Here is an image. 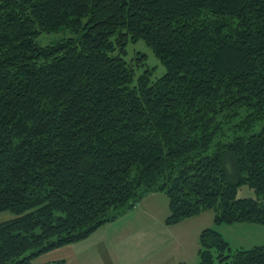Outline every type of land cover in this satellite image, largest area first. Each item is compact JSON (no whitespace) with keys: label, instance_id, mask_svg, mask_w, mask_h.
<instances>
[{"label":"trees","instance_id":"1","mask_svg":"<svg viewBox=\"0 0 264 264\" xmlns=\"http://www.w3.org/2000/svg\"><path fill=\"white\" fill-rule=\"evenodd\" d=\"M138 41L161 76L128 58ZM150 194L167 226H264V0H0V264H37ZM198 245L199 264H264L215 229Z\"/></svg>","mask_w":264,"mask_h":264},{"label":"crops","instance_id":"2","mask_svg":"<svg viewBox=\"0 0 264 264\" xmlns=\"http://www.w3.org/2000/svg\"><path fill=\"white\" fill-rule=\"evenodd\" d=\"M150 198H152L150 203H146ZM157 199V194L146 195L132 210L115 221L103 225L87 239L45 253L39 256L35 262L37 264L58 261H63L64 264H189L183 256L178 259L169 258L166 261L162 249L165 239L162 222L165 219L164 214L167 216V213L163 208L159 209H162L160 214L153 210L151 203ZM11 218L9 213L0 214V222ZM127 218L129 219L127 220ZM236 225L244 224L228 226ZM175 226L173 225V227ZM176 239L179 242V239ZM263 245L264 243L261 246ZM253 247L257 246L251 248ZM196 254L198 257V250L195 246L194 255ZM177 260L178 262H176Z\"/></svg>","mask_w":264,"mask_h":264},{"label":"rangeland","instance_id":"3","mask_svg":"<svg viewBox=\"0 0 264 264\" xmlns=\"http://www.w3.org/2000/svg\"><path fill=\"white\" fill-rule=\"evenodd\" d=\"M62 33L41 35L37 42L41 45L56 42L62 38ZM136 52H140L147 56L146 63L149 68L154 69L156 76H161L164 73L163 67L159 61L154 57L151 50L142 42L138 41L136 44H130L128 47V58L134 56ZM236 196L238 198H255L252 190L246 186L238 189ZM158 199L153 201L151 205L153 210L160 214V208H163L168 215V200L162 194H157ZM152 198L147 200L150 203ZM264 205V199H263ZM166 215L164 214V218ZM129 218H127L128 220ZM165 219L162 222V227L165 229V239L163 253L166 261L169 258L178 259L183 256L189 264H199L197 254L194 255L195 246L198 250V240L200 233L205 229H215L222 238L229 244V247L234 251L238 249H248L252 246H261L264 243V227L263 226H249V225H216L214 222V214L211 211L203 212L195 219L181 222L178 226H167ZM125 220V221H127ZM156 226V225H155ZM160 228V225L158 226ZM179 239V242L177 239ZM178 262V260L176 261ZM178 264V263H176Z\"/></svg>","mask_w":264,"mask_h":264}]
</instances>
